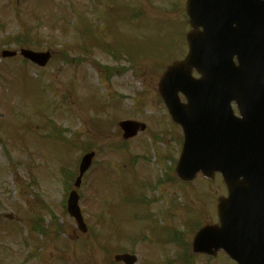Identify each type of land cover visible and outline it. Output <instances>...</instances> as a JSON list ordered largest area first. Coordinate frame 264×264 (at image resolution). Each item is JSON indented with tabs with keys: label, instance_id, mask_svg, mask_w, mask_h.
<instances>
[{
	"label": "rangeland",
	"instance_id": "374dc122",
	"mask_svg": "<svg viewBox=\"0 0 264 264\" xmlns=\"http://www.w3.org/2000/svg\"><path fill=\"white\" fill-rule=\"evenodd\" d=\"M184 2L0 0V53L19 48L16 36L53 52L44 68L0 57V264H115L118 250L133 251L137 264L205 263L189 260L191 240L216 219L226 191L219 176L175 178L180 129L156 91L187 52ZM124 119L145 131L123 141ZM90 150L78 189L82 234L66 199Z\"/></svg>",
	"mask_w": 264,
	"mask_h": 264
},
{
	"label": "water",
	"instance_id": "95a60500",
	"mask_svg": "<svg viewBox=\"0 0 264 264\" xmlns=\"http://www.w3.org/2000/svg\"><path fill=\"white\" fill-rule=\"evenodd\" d=\"M186 14L188 54L168 66L157 85L184 133L175 173L189 182L199 171L209 179L220 172L228 191L217 205L219 225L201 228L192 249L211 255L223 249L237 264H264V0H187ZM20 54L38 66L50 58L49 52L22 49ZM231 101L241 118L234 117ZM119 126L124 138L144 129L135 121ZM93 155L83 156L76 185ZM67 211L85 232L76 192L69 195ZM116 259L134 261L129 255Z\"/></svg>",
	"mask_w": 264,
	"mask_h": 264
},
{
	"label": "flooded vegetation",
	"instance_id": "af4514ba",
	"mask_svg": "<svg viewBox=\"0 0 264 264\" xmlns=\"http://www.w3.org/2000/svg\"><path fill=\"white\" fill-rule=\"evenodd\" d=\"M214 223H216V221H212V222H210V224H214ZM120 253H128V252H126V251H122V252H120ZM130 254H133V252H129ZM128 253V254H129ZM219 255H224L222 252H219L217 255H216V257H209V256H207V255H197V256H199V257H202L203 259H204V262L205 263H203V264H211L209 261H211V260H213V259H216ZM225 258H226V256H225ZM227 259V262L228 263H226V264H236V263H234L233 261H231L229 258H226ZM117 264H125V263H123V262H118ZM177 264H185L184 262H181V263H177ZM190 264H195V263H190Z\"/></svg>",
	"mask_w": 264,
	"mask_h": 264
},
{
	"label": "trees",
	"instance_id": "16d2710c",
	"mask_svg": "<svg viewBox=\"0 0 264 264\" xmlns=\"http://www.w3.org/2000/svg\"><path fill=\"white\" fill-rule=\"evenodd\" d=\"M116 58V57H115Z\"/></svg>",
	"mask_w": 264,
	"mask_h": 264
}]
</instances>
